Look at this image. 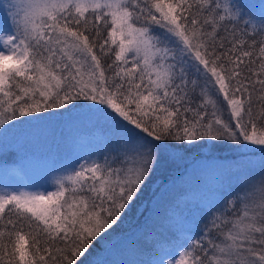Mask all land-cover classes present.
<instances>
[{"label":"snow or ice","instance_id":"obj_1","mask_svg":"<svg viewBox=\"0 0 264 264\" xmlns=\"http://www.w3.org/2000/svg\"><path fill=\"white\" fill-rule=\"evenodd\" d=\"M77 110L111 139L52 190L8 184L26 161L0 150V264H83L180 149L264 154V0H0V136ZM183 222L133 264H264V172Z\"/></svg>","mask_w":264,"mask_h":264},{"label":"trees","instance_id":"obj_2","mask_svg":"<svg viewBox=\"0 0 264 264\" xmlns=\"http://www.w3.org/2000/svg\"><path fill=\"white\" fill-rule=\"evenodd\" d=\"M246 2L250 4H259L260 0H246ZM90 114L91 113L84 110H77L47 120L22 123V126H25L22 135L24 143H27V145L35 144L33 140L37 133L40 132L39 127L45 126L47 135L52 140V149H49L48 151L43 150V152L40 151L38 153L51 156L54 161L57 160L58 162H61L63 158L68 157V152L72 151L71 149L67 150L64 146L60 145H66V143H62L61 140L68 134L70 123L78 120L77 118L80 117V115L81 117H84ZM19 125H21V123H19ZM111 135L112 132L109 131L97 130L96 132L91 133L90 130V132H86L85 134H79L81 137L80 140L74 138L71 143L80 142L81 145L85 147L83 153L79 154L80 150L77 151L79 157L82 159L89 155H98L103 151L106 142L111 139ZM56 141L60 144L56 143ZM207 143L208 142H204L199 146L180 149L178 151L189 155L195 154L196 156H199L200 150L207 146ZM248 157L251 159L264 158V154L244 155L239 159L238 164L240 165L241 161L243 159L246 160ZM226 158L227 157L224 156L214 157V160L222 162V164L221 166H218V170L215 169L211 175L215 176L216 174L211 180L213 183L211 187L215 186L217 182L222 186L219 189H210L206 192H203L201 189V187L204 186L203 179L200 180L198 186L199 190L194 189L190 192V190H186L185 187H183L187 182H190L195 176H197L195 171L190 170L188 173H182L176 178L173 176V171L164 170L166 166L162 162L153 174L151 180L145 186L141 195L135 201V204L124 214L119 225L110 233L104 242L97 244L96 247L90 251V253L84 258L83 264H119L118 259L119 257H122L123 254H125V257L129 258L132 264L133 262L146 258L144 253L147 252L148 249H143L142 251V246L153 234L164 230L161 226L163 222H167V219L173 220L176 217L175 213L182 214L184 220L190 219L191 217L197 219V211L199 209L194 208L189 212L186 210V207H192L193 204L204 209L202 215V218L204 219V217L209 214H204L205 212H210V210L221 201L222 197L228 191L236 188L232 183L227 182V177L224 178V176L228 175V170L234 165V160L229 162V159ZM81 159L79 161H81ZM234 174L237 173L234 172ZM211 176L207 177V179ZM183 177L186 178V183L185 179L182 181ZM195 178L193 179L194 182L196 181ZM220 179H223V183ZM48 188L49 190H52L51 187L48 186ZM189 196L193 199L192 204L187 201ZM191 214H193L194 217L191 216ZM196 222L201 224L203 221L199 217ZM202 227L203 226L200 225L193 233L198 232Z\"/></svg>","mask_w":264,"mask_h":264},{"label":"rangeland","instance_id":"obj_3","mask_svg":"<svg viewBox=\"0 0 264 264\" xmlns=\"http://www.w3.org/2000/svg\"><path fill=\"white\" fill-rule=\"evenodd\" d=\"M78 120H75L70 123L68 127V134L62 138L61 142L66 143V145H62L56 141V143L60 144L61 146H64L67 150H72L68 152V157L63 158L61 162H58L57 160L54 161L51 156H46L38 152H43V150L48 151L49 149H52V140L47 135V130L44 127H39L40 132L37 133V135L34 138L35 144H29L24 143V138L22 137L23 131L25 129V126L19 125V123L16 124L15 127H13L7 134V138L5 141V138L3 136H0V150H2L5 147V143H7V146L9 148V160L13 158V156H22L26 161V166L24 169L17 170L15 172L9 173L7 183L13 186H28L29 190H35V186H43L48 187L53 185L54 179L56 176L64 174L66 169H69L73 166H75L74 162H79L81 157H79L77 151L80 150V153H83V150H85V147L81 145L80 142H72L74 138L80 140L79 134L86 132H96L97 130H104L112 132L110 126L100 120H98L94 115L90 114L84 117H78ZM95 130V131H94ZM3 132V128H0V133ZM55 143V144H56ZM208 145L205 146L200 150L199 156H196L195 154L189 155L182 153L180 151H177L174 156L171 158H165L163 161L164 170H171L173 171V176L176 178L180 176L182 173H188L190 170L195 171L197 176L194 178L196 181L194 182V178L187 182L186 178H182V181L185 179V187L186 190L193 191L199 190L198 186L200 184V180L203 179V187L201 189L203 192H206L207 190H214L219 189L222 185L217 184L213 187V183L211 182L212 178L216 176H211L215 169L218 170V166H221L222 162H219L217 160H214V157L217 156H224L227 157L226 159H229V162H232L233 160V167H231L228 170V175L224 176L228 178L227 182L232 183L233 186L238 185L240 179L245 175L246 171L248 175H259L261 172H264V168L261 167V161L264 160V158H247L246 160L243 159L239 163V159L244 155H251V154H260V152L257 150L255 152L242 154L232 147H226V146H214V142H208ZM54 145V144H53ZM84 147V148H83ZM238 164V165H237ZM236 172L237 174H234ZM241 173V174H240ZM184 174V175H185ZM211 176L209 179L207 177ZM223 178V179H224ZM223 179H220V181L223 183ZM4 181V174L3 171L0 170V183H3ZM183 185V184H182ZM197 188V189H196ZM192 198L190 196L187 198V201H189L190 204H192ZM197 208L199 209L197 211V219L200 217L202 219V223L199 224V222H196V218H190L186 219L183 222L184 229L194 232L200 225L203 226L205 222V218H202L204 209H202L200 206L193 204L192 207H186L187 212L190 210ZM209 212H205L204 214H208ZM175 215H177L175 213ZM191 216L194 217L193 214ZM175 218L173 220L167 219V222H163L161 224L163 229H167L170 224L174 222ZM121 256V255H119ZM119 264H132L129 260V258L125 257V254L122 255V257H119L118 259Z\"/></svg>","mask_w":264,"mask_h":264}]
</instances>
